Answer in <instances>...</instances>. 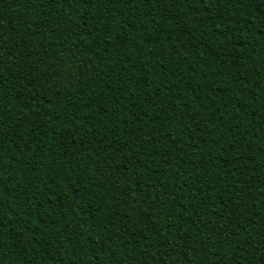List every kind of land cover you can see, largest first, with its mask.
Masks as SVG:
<instances>
[{
  "label": "trees",
  "instance_id": "obj_1",
  "mask_svg": "<svg viewBox=\"0 0 264 264\" xmlns=\"http://www.w3.org/2000/svg\"><path fill=\"white\" fill-rule=\"evenodd\" d=\"M0 264H264V0H0Z\"/></svg>",
  "mask_w": 264,
  "mask_h": 264
}]
</instances>
